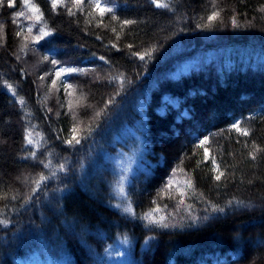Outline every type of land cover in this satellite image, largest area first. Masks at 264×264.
<instances>
[{"label":"trees","instance_id":"16d2710c","mask_svg":"<svg viewBox=\"0 0 264 264\" xmlns=\"http://www.w3.org/2000/svg\"><path fill=\"white\" fill-rule=\"evenodd\" d=\"M30 2L0 6V264H264V0Z\"/></svg>","mask_w":264,"mask_h":264},{"label":"snow or ice","instance_id":"6c2138e0","mask_svg":"<svg viewBox=\"0 0 264 264\" xmlns=\"http://www.w3.org/2000/svg\"><path fill=\"white\" fill-rule=\"evenodd\" d=\"M51 3H52V7L53 9L57 8L58 5H61L63 4V0H51ZM152 3L158 7V8H168L169 7V4L168 3H162L160 2V0H152ZM4 4V0H0V6H3ZM72 4L73 6L79 8L82 4H83V0H72ZM8 7H12L13 6V0H8V4H7ZM23 6L28 9L32 15L31 16H25V13L24 12H19L17 13L16 15L19 17V16H25V19H28V20H35V22L37 23H41L42 20H43V16H42V13L40 12V9L33 3L30 2V0H23ZM215 7V5H213ZM90 7L94 8L95 10H97L98 12L101 13V15H103L104 13H112L113 12V9L112 8H109L107 7V5L105 4H102L101 3V0H90ZM261 11L264 12V8H261ZM68 14L69 15H74L75 13L72 12L71 8L68 9ZM218 16V13L216 12H213L211 16L208 17L209 20H213L215 19L216 17ZM111 19L113 20H116L117 17L115 15H112L111 16ZM15 22V21H14ZM133 23V21H130V20H125L122 22V24H131ZM233 24L235 25V20H233ZM27 32H28V35H26L24 37V43L21 45V52L25 51L27 49V46H28V42H29V39L31 40L32 43H39L41 40H43L45 37L47 36H50L52 35V30L48 28L47 24L46 23H43L42 26L39 28L38 30V34L36 35H33V28L31 25L28 26V29H27ZM21 33H18V35H20ZM130 47V46H129ZM141 59H144V56L141 55L140 57ZM43 61H47L48 60V57H43L42 58ZM51 63L53 65H57L58 64V61L56 60H52ZM86 70L84 69H77V68H66V67H61L59 68L56 72H55V76H56V79H54L52 81V86L55 87L56 86V81L62 76V75H66V74H70V73H76V72H85ZM40 79H44V77H40ZM5 86L9 89V91L12 92L13 95H16V92H15V89L13 88L12 85L10 84H7L5 82ZM66 88H72L73 86L70 85V84H67L65 85ZM19 102L21 104L24 103V100L23 98H19ZM232 128L235 129L237 132H239L241 135H244V136H247L249 135V132L247 129H243L240 127V124L239 123H236V124H233L232 125ZM76 129L74 128L73 129V132H75ZM31 132H27L26 133V139L28 141V144H33V140L31 139ZM73 140H75V142L78 144L80 142L79 139H77L75 136H73ZM68 143L71 145L72 144V140H69ZM209 143V140L208 138L206 137L204 140H201L198 147H204L205 145H207ZM259 151H264V149H260L258 146H256L255 144H253V151L249 153V155L251 156V158L253 160L256 159V152H259ZM209 154V150L207 148L204 149V155L205 156H208ZM31 156L33 158H35V153H31ZM212 163L213 165H216V160L215 158L212 159ZM46 167L48 165H45ZM64 169V165H60V170H63ZM218 174L216 175L215 179L217 181H219L221 179L222 176H224V172L220 170L219 166H216V168L214 169ZM44 177L43 175H41L40 177V180H43ZM123 180V177L121 178ZM34 183H39L40 181H33ZM172 182L169 181V184H171ZM189 186L191 187V183L189 182ZM121 191H123V187L121 185V188H120ZM0 198H3V199H6L7 197L4 196V197H0ZM230 204L232 203L231 201L229 202ZM237 203H240V202H237ZM128 209H126L127 211ZM218 211H221L223 212L224 209L223 208H220V209H217ZM163 219V218H161ZM7 221L6 220H0V224H3L5 226H7ZM162 227H168L167 224H163L161 225Z\"/></svg>","mask_w":264,"mask_h":264},{"label":"rangeland","instance_id":"374dc122","mask_svg":"<svg viewBox=\"0 0 264 264\" xmlns=\"http://www.w3.org/2000/svg\"><path fill=\"white\" fill-rule=\"evenodd\" d=\"M149 220L154 224H162L164 217L159 211H155L154 213L150 214Z\"/></svg>","mask_w":264,"mask_h":264}]
</instances>
